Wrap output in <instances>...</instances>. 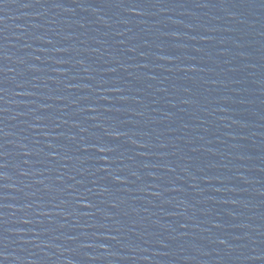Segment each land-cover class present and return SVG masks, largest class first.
<instances>
[{"label": "water", "instance_id": "obj_1", "mask_svg": "<svg viewBox=\"0 0 264 264\" xmlns=\"http://www.w3.org/2000/svg\"><path fill=\"white\" fill-rule=\"evenodd\" d=\"M0 264H264V0H0Z\"/></svg>", "mask_w": 264, "mask_h": 264}]
</instances>
